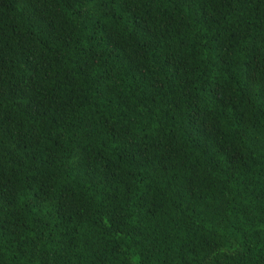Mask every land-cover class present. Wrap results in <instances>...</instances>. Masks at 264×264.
Segmentation results:
<instances>
[{"label":"trees","instance_id":"trees-1","mask_svg":"<svg viewBox=\"0 0 264 264\" xmlns=\"http://www.w3.org/2000/svg\"><path fill=\"white\" fill-rule=\"evenodd\" d=\"M0 264H264V0H0Z\"/></svg>","mask_w":264,"mask_h":264}]
</instances>
